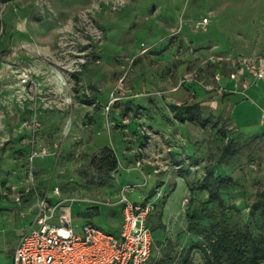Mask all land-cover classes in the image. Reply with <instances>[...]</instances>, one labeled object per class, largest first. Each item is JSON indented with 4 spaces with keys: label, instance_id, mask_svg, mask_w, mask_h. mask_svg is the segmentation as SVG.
<instances>
[{
    "label": "rangeland",
    "instance_id": "obj_1",
    "mask_svg": "<svg viewBox=\"0 0 264 264\" xmlns=\"http://www.w3.org/2000/svg\"><path fill=\"white\" fill-rule=\"evenodd\" d=\"M239 59L264 64V0L0 1V264H14L25 233L17 191L70 205L79 232L93 220L119 234L124 193L155 201L151 259L197 244L192 204L207 224L264 234L251 211L264 191V95L230 102L232 73L263 80ZM194 103L206 125L176 119L173 105ZM233 137L235 154L222 158ZM42 147L49 154L33 157ZM106 148L120 161L111 172L98 166ZM211 169L234 178L223 205L199 187ZM196 244L188 264H206Z\"/></svg>",
    "mask_w": 264,
    "mask_h": 264
},
{
    "label": "built area",
    "instance_id": "obj_2",
    "mask_svg": "<svg viewBox=\"0 0 264 264\" xmlns=\"http://www.w3.org/2000/svg\"><path fill=\"white\" fill-rule=\"evenodd\" d=\"M208 22L205 18L204 23ZM238 62L241 66L249 63L256 78L264 80V64L257 66L258 59H239ZM231 78L237 86L242 84V92L247 94L251 80L236 72ZM23 127L36 125L25 121ZM47 154L46 147L33 151V157ZM128 187L130 185L125 190ZM24 195L17 191L16 200L20 202ZM119 203L124 205L119 234L107 232L92 222H86L79 232L73 224L70 205L61 200L53 201L48 196L39 198L34 223L21 236L15 249L14 264H148L155 244L149 219L157 203L135 201L125 193ZM55 219L58 224L54 223Z\"/></svg>",
    "mask_w": 264,
    "mask_h": 264
},
{
    "label": "trees",
    "instance_id": "obj_3",
    "mask_svg": "<svg viewBox=\"0 0 264 264\" xmlns=\"http://www.w3.org/2000/svg\"><path fill=\"white\" fill-rule=\"evenodd\" d=\"M0 1L8 2L9 0ZM173 107L176 112L175 117L180 122L201 121L200 117L196 115V112L202 109L200 104H175ZM202 125H206V121H203ZM237 140V137H233L223 147L222 158L235 154L233 146ZM105 152L102 157L96 158L99 160L98 166L100 171L111 172L118 169L120 161L116 151L112 148H106ZM233 181L234 178L232 176L216 175L211 169L200 182L199 187L208 191V202L223 205L224 197L222 192ZM259 193L261 197L257 202L253 203L251 211L253 214L261 211V215L264 216V191ZM187 216L190 232L199 235L197 244L194 242L188 250L177 254L166 250L159 256L154 255L148 264H188L191 249L195 244L202 248L206 256V264H264V234L256 235L249 223H247L244 229L233 228L227 218L207 224L202 212L193 204L189 206ZM166 240L168 238L164 241L166 242L165 245H167Z\"/></svg>",
    "mask_w": 264,
    "mask_h": 264
},
{
    "label": "crops",
    "instance_id": "obj_4",
    "mask_svg": "<svg viewBox=\"0 0 264 264\" xmlns=\"http://www.w3.org/2000/svg\"><path fill=\"white\" fill-rule=\"evenodd\" d=\"M221 74H222V76H223V73H222V70H219V72H218V77H221ZM245 77H247L249 80H251V77L249 76V75H246L245 74ZM220 80L222 81V80H226L225 79V77L223 76L222 78H220ZM227 82H229V81H227ZM233 82V83H232ZM232 82H230V85L232 86L231 88H232V90H234L236 93L234 94V95H232V97H233V100H231L230 102L233 104V106H235V107H237L238 105L236 104V105H234V102H235V99H234V96H236V95H240L241 93H243L242 92V84L240 85V86H237L236 85V82L235 81H233L232 80ZM228 84V83H227ZM249 89L250 90H252L253 91V93H254V95H256L257 97H261L262 95H264V80L263 81H261L260 83H256V82H253L252 80H251V85H250V87H249ZM226 94V93H225ZM244 94V93H243ZM224 96V101H226L227 102V98L226 97H229V96H231V95H229V96H225V95H223ZM223 97H221V99H222ZM220 99V100H221ZM202 104V103H201ZM232 104H231V108L233 107L232 106ZM171 173V172H170ZM170 173H168V172H166V173H164V176L165 177H167V178H169V180H171L170 179ZM172 176V175H171ZM174 176V175H173ZM172 178V177H171ZM174 180H176L178 183H179V185L178 186H176V188L175 189H172V191H174V192H176V191H178V187H182V177L181 176H175V178H174ZM173 192V193H174ZM27 193V192H26ZM172 193V192H171ZM173 193H172V195H173ZM26 195V194H25ZM24 195V196H25ZM23 196V197H24ZM171 195H170V197H166V198H164L167 202H166V204L167 205H169L168 203H170V201H168V198L169 199H171ZM27 202H25V199H23V201H20V202H18L17 203V206H18V211H19V216L17 217L18 219H16V222H17V224H19V227H17L18 229H20L23 233L24 232H26L29 228H30V226H32V224L34 223V220H35V216H36V212H37V203H38V200H39V198H38V200L35 202L34 201V198H33V195H29L28 197H27ZM118 204H120V205H118L119 206V211H120V215H121V219L123 220V218H124V212H123V204L122 203H118ZM166 205V206H167ZM170 205H172V204H170ZM168 207V206H167ZM118 208V207H117ZM119 211H113V214L114 215H118L119 214ZM31 212H33L32 214L34 215H32V218L30 219V217H31ZM88 222H92V223H94L93 222V220H90V221H88ZM95 224V223H94ZM122 225V224H121ZM23 235V234H22ZM20 239V238H19ZM19 241L20 240H18L17 241V243L15 244V248L14 249H16V247H17V245H18V243H19ZM14 252H15V250H14Z\"/></svg>",
    "mask_w": 264,
    "mask_h": 264
},
{
    "label": "bare ground",
    "instance_id": "obj_5",
    "mask_svg": "<svg viewBox=\"0 0 264 264\" xmlns=\"http://www.w3.org/2000/svg\"><path fill=\"white\" fill-rule=\"evenodd\" d=\"M68 120V119H67ZM67 124H69V123H67ZM69 128H70V124L68 125V130H69ZM65 130V129H64ZM66 132V131H65Z\"/></svg>",
    "mask_w": 264,
    "mask_h": 264
}]
</instances>
